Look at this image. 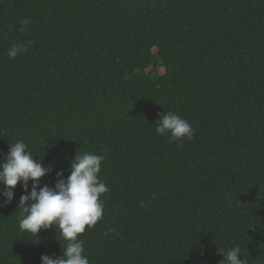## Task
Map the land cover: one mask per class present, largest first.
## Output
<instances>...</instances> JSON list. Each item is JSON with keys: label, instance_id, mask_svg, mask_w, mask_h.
<instances>
[{"label": "trees", "instance_id": "1", "mask_svg": "<svg viewBox=\"0 0 264 264\" xmlns=\"http://www.w3.org/2000/svg\"><path fill=\"white\" fill-rule=\"evenodd\" d=\"M167 111L192 140L155 133ZM18 140L41 186L105 156L90 264H219L235 245L264 264V0H0V161ZM22 194L0 206V264L62 254L54 229L20 231Z\"/></svg>", "mask_w": 264, "mask_h": 264}, {"label": "clouds", "instance_id": "2", "mask_svg": "<svg viewBox=\"0 0 264 264\" xmlns=\"http://www.w3.org/2000/svg\"><path fill=\"white\" fill-rule=\"evenodd\" d=\"M29 23V19L21 21L23 27L20 31H25ZM30 44L31 41L13 43L7 50L8 57L15 59L23 55ZM155 133L168 136V143H175L192 140L195 129L186 119L167 111L159 114ZM104 160L103 154L75 155L67 177L63 170L57 171L54 186H41V178L51 169L44 167L42 160L33 156L23 140L9 144L7 154L0 161V206L13 202L15 189L20 184L23 194L16 205L20 231L38 238L41 243L39 233L54 229L64 241L62 254L42 255V264H90L80 237L86 228L95 227L103 219L104 201L101 197L109 191L99 179ZM218 254L223 256L219 264H247L245 258H239L244 257L240 245L227 250L219 247Z\"/></svg>", "mask_w": 264, "mask_h": 264}]
</instances>
